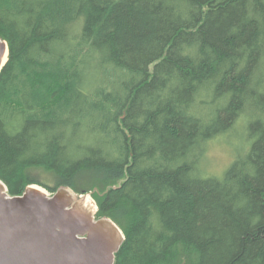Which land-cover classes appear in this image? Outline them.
Masks as SVG:
<instances>
[{
  "label": "trees",
  "instance_id": "obj_1",
  "mask_svg": "<svg viewBox=\"0 0 264 264\" xmlns=\"http://www.w3.org/2000/svg\"><path fill=\"white\" fill-rule=\"evenodd\" d=\"M0 181L77 195L115 264H264V0H0ZM242 124L221 178L201 162Z\"/></svg>",
  "mask_w": 264,
  "mask_h": 264
},
{
  "label": "water",
  "instance_id": "obj_2",
  "mask_svg": "<svg viewBox=\"0 0 264 264\" xmlns=\"http://www.w3.org/2000/svg\"><path fill=\"white\" fill-rule=\"evenodd\" d=\"M7 60L8 46L0 39V73ZM4 187L0 264H115L124 234L110 219L96 217L94 201L92 213L81 207L88 195L60 188L49 196L29 186L12 197Z\"/></svg>",
  "mask_w": 264,
  "mask_h": 264
},
{
  "label": "rangeland",
  "instance_id": "obj_3",
  "mask_svg": "<svg viewBox=\"0 0 264 264\" xmlns=\"http://www.w3.org/2000/svg\"><path fill=\"white\" fill-rule=\"evenodd\" d=\"M247 148L248 143L246 142L245 128L240 124L232 132L219 137L208 145L207 152L201 162V169L208 177L221 178L234 159L239 154L245 153ZM91 175L94 178L88 174H83L78 177L77 182H80V189L82 191H89L87 195L93 202L94 198L90 192L101 188L103 183L101 178H96L94 174ZM45 191L49 196L53 195L46 189Z\"/></svg>",
  "mask_w": 264,
  "mask_h": 264
},
{
  "label": "bare ground",
  "instance_id": "obj_4",
  "mask_svg": "<svg viewBox=\"0 0 264 264\" xmlns=\"http://www.w3.org/2000/svg\"><path fill=\"white\" fill-rule=\"evenodd\" d=\"M5 57H4V61H5ZM33 189H35L36 191H38L41 194H47V192L45 190H43L42 188H39L37 186H32ZM6 193L5 187L2 183H0V194L4 195ZM81 207L85 210V211H89V212H93L95 210V206L93 204V202L91 201V199L89 197L83 198V201L81 203Z\"/></svg>",
  "mask_w": 264,
  "mask_h": 264
}]
</instances>
